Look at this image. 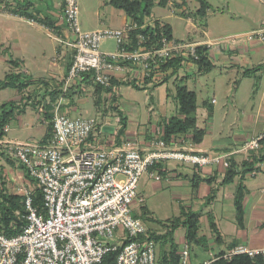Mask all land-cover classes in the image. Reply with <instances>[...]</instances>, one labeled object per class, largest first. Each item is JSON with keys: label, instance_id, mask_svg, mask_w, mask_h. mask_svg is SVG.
Returning <instances> with one entry per match:
<instances>
[{"label": "crops", "instance_id": "crops-1", "mask_svg": "<svg viewBox=\"0 0 264 264\" xmlns=\"http://www.w3.org/2000/svg\"><path fill=\"white\" fill-rule=\"evenodd\" d=\"M23 1L0 0V79L9 72L28 77V85L21 91L11 87L0 88V105L8 101H15L19 105L12 119L4 126L7 130L0 143V175L7 182L6 187H15L21 179L19 176L26 175L23 169L18 172L10 168L7 161L14 160L16 166L20 163L7 154L5 143L48 142L52 138L49 126L54 106L59 99L60 111L70 117H73V113L81 112L88 96H91L97 108L105 104L111 108L114 118L97 124L92 140L107 146L132 140L146 150L153 141L159 138L164 140L168 122L185 118L180 111V96L176 90L178 86H185L195 93L196 111L190 116L195 118L196 128L204 130V136L199 143H195L194 131L187 129L171 134L166 143L179 149L230 153L228 161L236 167L237 175L233 181L224 184L227 168L221 164L198 168L170 161L150 169V172L159 171V180L150 173L143 174V197L151 192L168 191L180 207L178 216H181L182 210L200 213L199 243L196 251L189 253L192 255L191 264L210 261L237 246L261 250L264 259V138L255 150L240 148L248 139L264 134V43L247 41L243 36L264 23V2L240 0L237 6H233L227 0L226 8H231L232 16L224 21L220 15L214 26L206 20L211 8L207 0L209 8L202 18L196 15L198 2L195 0H168L166 6H160V17L156 18L152 13L151 20L170 27L172 15L186 19V38L174 37L171 27L172 38L205 46L211 68L199 69L194 61L187 59L182 60L175 70L172 67L162 69L163 74L158 80L146 79L142 84L131 79L132 73L118 75L114 79L116 89L122 85L156 89L170 81L173 83L172 88L167 86L156 97L149 95L145 101L147 115L143 116L142 123L140 120L134 123L121 113L116 103V97L120 95L114 96L113 90L97 89L89 75L73 80L63 92L64 78L74 52L69 45L72 35L63 17V0H32V5L27 9L21 7ZM81 10L86 15L81 19V26L85 30L119 28L131 19L124 11L110 5L109 0H81ZM21 24L27 25L25 31L20 28ZM42 34L52 41L50 47L46 46ZM135 75L140 76L138 73ZM123 76L128 80L123 81ZM7 165L9 168L5 169ZM240 185L245 188L242 227L237 225L234 205ZM0 188L5 190L4 185H0ZM212 192L215 193L214 198L207 201ZM147 214L151 217L149 211ZM209 214L220 236L218 242L209 227ZM165 230L161 233L157 229L151 231L162 234ZM184 233V228L180 226L166 241L154 240L158 264L163 263L165 256L167 264H177L179 253L185 245L190 252L192 243L185 240ZM175 234L178 240H175ZM172 245L176 246L175 258L170 256ZM206 253L213 256L206 258Z\"/></svg>", "mask_w": 264, "mask_h": 264}, {"label": "built area", "instance_id": "built-area-1", "mask_svg": "<svg viewBox=\"0 0 264 264\" xmlns=\"http://www.w3.org/2000/svg\"><path fill=\"white\" fill-rule=\"evenodd\" d=\"M78 16V0H63V17L72 35L69 45L74 51L63 92L84 75L113 91L117 87L112 81L118 75L132 73L131 79L137 84L158 80L168 60L198 58L197 43L167 38L162 32L157 39L140 32L132 36L156 26L150 17L142 22L130 19L119 28L83 30ZM244 38L264 43V23L246 32ZM104 39L114 41L111 50L101 48ZM121 79L128 80L126 76ZM60 104L59 99L54 106L48 142L5 143L7 154L22 165L26 177L41 191L45 211L39 213L33 206L34 189L27 182L11 189L22 196L24 224L13 236L0 230V264H102L110 252H116L114 264H158L155 241L145 224L132 214L135 203L142 207L145 202L137 192L140 177L150 173L159 180V171L150 169L170 161L198 168L214 164L227 168L230 153L179 149L161 138L146 150L132 140L102 145L92 140L97 125L93 118L67 116L60 111ZM263 138L264 134L250 138L240 148L255 150ZM261 252L237 246L222 257ZM177 264H191L187 245L180 251Z\"/></svg>", "mask_w": 264, "mask_h": 264}, {"label": "trees", "instance_id": "trees-1", "mask_svg": "<svg viewBox=\"0 0 264 264\" xmlns=\"http://www.w3.org/2000/svg\"><path fill=\"white\" fill-rule=\"evenodd\" d=\"M198 2V8L196 10V15L200 18L204 17L207 9L209 8V4L206 0H195ZM168 0H109V4L113 7L122 10L125 12L127 16L131 19L142 22L144 18L150 17L152 14V9L155 4L159 6H166ZM32 5V0H24L22 2V8L27 9ZM45 24L43 20H40ZM140 32L145 36L150 37V39H157L162 32L167 38H172L171 27L168 24H160L156 22V26L154 28L147 27L145 29L138 30L132 33L134 36L135 33ZM196 53L198 55L197 59L193 61L196 63L199 69H210L207 56H206V48L205 46H197ZM182 58L175 57L167 61L162 66L164 70L167 67H172L174 70L181 63ZM10 62H14L11 60ZM28 77L23 75L22 73H6L3 79H0V88L3 87H11L16 88L18 91L23 90L28 85ZM112 84H116V81L113 80ZM135 85V84H134ZM136 86V85H135ZM97 89H107L111 90V88H104L96 84ZM179 96H180V111L184 115L183 120H171L165 127L164 132V140L167 141L171 134H175L177 132H183L187 129H192L193 132V142L199 143L203 136L204 130L196 128L195 118L190 116L194 114L196 111V96L193 91L188 90L185 86H178L176 88ZM19 108V105L15 101H8L7 103H3L0 105V139L4 135V126L12 119L15 111ZM47 114V113H46ZM50 118V115H47ZM49 132L52 134V128L49 126ZM1 155V153H0ZM247 164V163H245ZM242 165V167L245 166ZM20 167L23 169L22 165ZM237 175V169L234 164H230L227 167L225 176L223 179V183L227 184L235 178ZM245 192V188L240 185L237 189L235 195V211H236V222L239 227L243 226L244 222V212L242 207V198ZM214 192L211 193L207 197V201L214 198ZM33 206L37 209L39 213H43L45 211L43 204V196L41 191L38 188L34 189L33 193ZM143 217H146L149 220H154L152 217L148 216L145 207L143 206ZM18 211L19 214L16 212ZM25 209L23 206L22 196L9 194L2 188H0V230L6 236H13L18 234L21 231V225L24 224V218L21 215H24ZM199 217L200 213L192 210H182L181 216L174 217L173 219H169L167 223H163L160 220H156L158 224H162L166 227V230L162 234H157L154 231L148 229V234L150 237L157 241H166L168 238H171L172 234L178 227L184 228V237L188 243H199L198 229H199ZM209 227L211 231L216 236V241H220V236L218 234L217 228L213 221L212 215H208ZM176 246L172 245V250L170 252V256L176 257L175 254ZM223 253L215 256L214 259L210 260L209 264H264V259L261 254H257L255 256H249L247 254H236L231 258H223ZM116 258V252L108 253L103 260L102 264H114ZM177 261V260H176ZM167 256L164 257L163 263L167 264Z\"/></svg>", "mask_w": 264, "mask_h": 264}, {"label": "rangeland", "instance_id": "rangeland-1", "mask_svg": "<svg viewBox=\"0 0 264 264\" xmlns=\"http://www.w3.org/2000/svg\"><path fill=\"white\" fill-rule=\"evenodd\" d=\"M174 2V0H172ZM211 6L210 8V13L206 17V20H208V23L212 26L215 25L216 21H218L220 18V15L222 17V20H226L227 17L232 16V10L226 8V1L227 0H207ZM233 6H237V3L240 0H228ZM79 2V22L81 26V19L83 17H86L85 13L81 10V0H78ZM187 6V5H186ZM110 7V6H108ZM174 7V6H172ZM110 9V8H109ZM153 16L158 18L162 14V9L159 5L155 4L153 9H152ZM168 13V11H166ZM214 14L215 16H212ZM215 17V18H213ZM152 21V20H151ZM171 27H172V33L174 37H184L186 38L187 35V27H186V19H184L182 16H171ZM25 27L27 25L21 24L20 28L25 31ZM81 28L85 30L82 26ZM29 29V26H28ZM191 35V33H190ZM245 33L243 34V36ZM233 37V36H232ZM45 44L47 47H50L52 45V41L48 38V36H43ZM114 41L112 39H104L101 42V48L102 49H108L111 50L113 48ZM34 73V71H33ZM38 75V73H36ZM2 76V73L0 72V77ZM172 88L173 83L170 81L166 83L165 85H162L160 87H157L156 89H136L131 86H119L118 89L114 90L113 94L114 96H119L116 97V103L119 105L120 109L122 110V114L125 115L128 120H132L134 123L138 120L140 122H143V116H146L148 111L146 107V99L149 97L150 94H153L155 97L157 93L162 92L165 90L166 87ZM115 100V99H113ZM112 102L114 103V101ZM101 108H97L93 105L92 98L91 96H88L86 99V102L84 105H82L81 112L79 113H73L71 116H78V117H84V118H93L96 122V124H100L104 120H112L114 118L113 112L110 107H106L105 104L100 106ZM155 108V106H154ZM137 109L140 110L137 112ZM130 110L132 114H130ZM117 116V115H116ZM199 120H201V117H198ZM10 168L13 170H21L22 168L20 165H15L14 160H9L7 161ZM9 166L7 165L5 169H8ZM2 167V166H1ZM2 172V170H0ZM21 174V171L20 173ZM25 175V174H24ZM144 175H142L139 179L138 186H137V192L143 196V181H144ZM25 178V179H24ZM3 177L0 175V185H4L5 191L9 194H14L10 191L12 187L7 188V182L5 180H2ZM27 182L30 187L35 189V185L33 181H31L28 177L24 176L23 179H20L18 182ZM19 185V184H17ZM17 185L15 187H17ZM16 195V194H14ZM145 202H144V207L146 212L149 211L151 217L154 220H149L146 217H143V206L141 207L139 204H134L132 207V214L139 218L145 226L149 230H154L157 229V232L166 229V227L162 224H157L156 220H160L163 223H167L169 219H173L174 217L178 216L180 214V207L178 203L173 200L169 194L168 191H161L160 193H153L151 192L150 194H147L144 196ZM178 235L175 234V240H178ZM180 247L181 244H178ZM198 247L197 244L192 243L190 245V254L192 253L193 250H195ZM196 251V250H195ZM158 254V252H157ZM192 257V255H190ZM213 256L212 254L209 255V253H206L204 257L208 258Z\"/></svg>", "mask_w": 264, "mask_h": 264}]
</instances>
